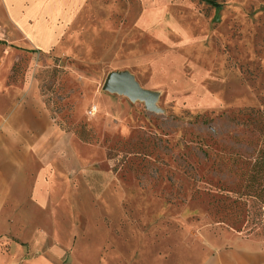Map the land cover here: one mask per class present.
<instances>
[{
    "label": "rangeland",
    "instance_id": "1",
    "mask_svg": "<svg viewBox=\"0 0 264 264\" xmlns=\"http://www.w3.org/2000/svg\"><path fill=\"white\" fill-rule=\"evenodd\" d=\"M42 46L0 26V78L34 87L89 147L53 229L27 232L42 239L36 252L201 264L241 239L264 245L243 205L264 147V0H85ZM113 71L151 101L105 88Z\"/></svg>",
    "mask_w": 264,
    "mask_h": 264
},
{
    "label": "crops",
    "instance_id": "2",
    "mask_svg": "<svg viewBox=\"0 0 264 264\" xmlns=\"http://www.w3.org/2000/svg\"><path fill=\"white\" fill-rule=\"evenodd\" d=\"M3 1L0 26L41 40L44 49L65 37L85 7V0ZM88 147L55 122L34 87L0 78V264H62V251L36 252L42 239L27 232L53 229L54 214H62V200L70 196L63 187L85 171ZM201 264H264V245L241 239L215 249Z\"/></svg>",
    "mask_w": 264,
    "mask_h": 264
},
{
    "label": "trees",
    "instance_id": "3",
    "mask_svg": "<svg viewBox=\"0 0 264 264\" xmlns=\"http://www.w3.org/2000/svg\"><path fill=\"white\" fill-rule=\"evenodd\" d=\"M214 2L215 0H208ZM254 172L247 184V191L243 194V205L246 207L247 222L250 220L260 224L264 231V147L259 150V155L254 162ZM260 178V179H259Z\"/></svg>",
    "mask_w": 264,
    "mask_h": 264
},
{
    "label": "water",
    "instance_id": "4",
    "mask_svg": "<svg viewBox=\"0 0 264 264\" xmlns=\"http://www.w3.org/2000/svg\"><path fill=\"white\" fill-rule=\"evenodd\" d=\"M104 87L114 91H121L124 94L145 98L151 101V94L141 88L134 78L127 72H111L107 75Z\"/></svg>",
    "mask_w": 264,
    "mask_h": 264
},
{
    "label": "built area",
    "instance_id": "5",
    "mask_svg": "<svg viewBox=\"0 0 264 264\" xmlns=\"http://www.w3.org/2000/svg\"><path fill=\"white\" fill-rule=\"evenodd\" d=\"M94 112V110H91V113H93Z\"/></svg>",
    "mask_w": 264,
    "mask_h": 264
}]
</instances>
